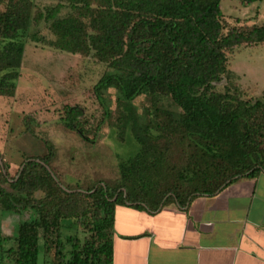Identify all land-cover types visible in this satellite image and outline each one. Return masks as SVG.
Here are the masks:
<instances>
[{
	"label": "trees",
	"instance_id": "16d2710c",
	"mask_svg": "<svg viewBox=\"0 0 264 264\" xmlns=\"http://www.w3.org/2000/svg\"><path fill=\"white\" fill-rule=\"evenodd\" d=\"M35 1L7 0L0 10V95H15L24 38L45 22L55 36L49 46L92 57L115 71L93 90L102 105L103 89L119 91L117 125L131 129L139 150L120 161L116 183L86 191L64 188L48 169L55 153L49 141L48 154L27 159L15 177L2 171L11 188L0 185V208L32 216L10 237L0 221L4 260L39 264L44 245L54 247L51 264H113L117 206L184 208L197 196H214L239 179L264 173V98H253L237 82L216 90L224 77L235 76L231 53L264 47V24L239 18L229 24L223 0H65L43 12L34 10ZM238 1L249 6L262 0ZM65 7L70 14L61 16ZM143 94L154 106L146 110L148 122L134 104ZM164 98L169 104L163 107ZM61 123L87 141L97 137L90 138L81 106H64ZM81 227L89 232L84 240L77 234ZM9 240L13 245L5 248Z\"/></svg>",
	"mask_w": 264,
	"mask_h": 264
},
{
	"label": "rangeland",
	"instance_id": "374dc122",
	"mask_svg": "<svg viewBox=\"0 0 264 264\" xmlns=\"http://www.w3.org/2000/svg\"><path fill=\"white\" fill-rule=\"evenodd\" d=\"M6 1L0 0V10L6 9ZM59 1L66 3L65 0H36L34 10L43 12ZM229 1L222 3L226 17L239 13L229 7ZM258 4L264 5L257 2L254 6ZM262 8L261 15L254 19L258 25L264 24V6ZM68 14L70 9L65 7L61 16ZM228 23L232 25L236 21L228 20ZM29 33L24 38L26 46L15 95H0V185L10 190L11 187L3 183L1 172L8 173L10 179L15 177L27 159L48 154L47 141L55 147L50 169L64 188L86 191L98 183H116L120 178V161L134 156L139 144L130 128L123 131L117 125L121 113L119 91L116 88L102 90V99L110 115L107 117L104 105L93 90L106 74L115 71L92 57L49 46L48 41L55 36L45 22L34 25ZM32 35H38L46 42L35 41ZM229 70L235 76L224 77L216 90H224L237 82L243 90H249L253 98H264L263 46L237 48L229 55ZM244 97L249 98V95ZM134 104L141 120L148 122L151 114L146 110H154L151 97L143 94ZM168 104L164 98L159 105ZM66 105H78L84 109L90 138L97 134L93 142L62 125V110ZM98 126L100 129L96 133ZM31 217L29 213L13 214L0 208L4 236H12L17 225ZM77 234L84 240L89 232L81 227ZM11 245L12 240H9L5 248ZM3 258L0 253V264H12ZM54 259V247L42 245L39 264H51Z\"/></svg>",
	"mask_w": 264,
	"mask_h": 264
},
{
	"label": "crops",
	"instance_id": "0c3cea01",
	"mask_svg": "<svg viewBox=\"0 0 264 264\" xmlns=\"http://www.w3.org/2000/svg\"><path fill=\"white\" fill-rule=\"evenodd\" d=\"M255 3L230 0L239 13L224 16L257 24L264 5ZM113 264H264V173L197 196L184 208L117 206Z\"/></svg>",
	"mask_w": 264,
	"mask_h": 264
},
{
	"label": "water",
	"instance_id": "95a60500",
	"mask_svg": "<svg viewBox=\"0 0 264 264\" xmlns=\"http://www.w3.org/2000/svg\"><path fill=\"white\" fill-rule=\"evenodd\" d=\"M48 169L51 171L50 167H48ZM54 175V174H53ZM55 176V175H54Z\"/></svg>",
	"mask_w": 264,
	"mask_h": 264
}]
</instances>
